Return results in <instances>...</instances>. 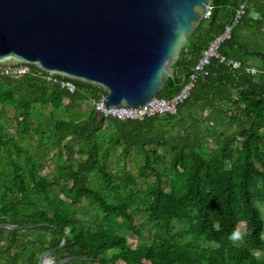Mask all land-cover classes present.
<instances>
[{"label":"trees","instance_id":"obj_1","mask_svg":"<svg viewBox=\"0 0 264 264\" xmlns=\"http://www.w3.org/2000/svg\"><path fill=\"white\" fill-rule=\"evenodd\" d=\"M243 4L221 47L241 68L213 60L176 115L106 118L96 86L0 76V225L23 227L0 228V264L48 250L84 258L64 264H264V0H212L159 97L180 93Z\"/></svg>","mask_w":264,"mask_h":264},{"label":"water","instance_id":"obj_2","mask_svg":"<svg viewBox=\"0 0 264 264\" xmlns=\"http://www.w3.org/2000/svg\"><path fill=\"white\" fill-rule=\"evenodd\" d=\"M212 0H0V73L17 65L100 88L107 110L159 97ZM0 228L20 230L19 225ZM30 228H33L31 226ZM64 238L58 248L66 245ZM46 251L41 264H64Z\"/></svg>","mask_w":264,"mask_h":264},{"label":"built area","instance_id":"obj_3","mask_svg":"<svg viewBox=\"0 0 264 264\" xmlns=\"http://www.w3.org/2000/svg\"><path fill=\"white\" fill-rule=\"evenodd\" d=\"M210 9H212L211 6ZM245 13H246V4H243L241 5L239 11L236 14L234 23L232 25L227 26L224 32L220 34L218 37H216L210 43L209 47L203 53L201 59L196 64L189 82L183 87L180 93H178L174 97L170 99L156 97L146 106L136 111L125 110L122 108L116 110H107L106 108H104V103L102 99L100 102H97L95 104L96 110L106 118L114 117L122 120H137V121H143L146 118H152L164 114L176 115L178 113L180 105L184 103L190 96L191 91L193 90L195 83L199 79V77L207 76L209 74L207 67L211 65L213 60L215 59L219 60L220 63L231 66L234 69L241 68L242 66L241 62L239 60L229 59L226 56H224L221 53V47L226 41L232 38V32L234 27L238 24L239 20L242 18V16L245 15ZM247 72L255 75L258 72V70L253 67L247 69ZM30 73H31V66L17 65L3 69L0 73V76H9V77L24 76V75H29ZM46 79L49 82L61 85L62 88L67 89L71 93H74L77 89L76 84L69 79L61 80L57 76H50V75H47Z\"/></svg>","mask_w":264,"mask_h":264},{"label":"clouds","instance_id":"obj_4","mask_svg":"<svg viewBox=\"0 0 264 264\" xmlns=\"http://www.w3.org/2000/svg\"><path fill=\"white\" fill-rule=\"evenodd\" d=\"M246 239V234L241 231L239 228L234 229L233 232L228 236V240L233 244V245H241L245 243Z\"/></svg>","mask_w":264,"mask_h":264},{"label":"rangeland","instance_id":"obj_5","mask_svg":"<svg viewBox=\"0 0 264 264\" xmlns=\"http://www.w3.org/2000/svg\"><path fill=\"white\" fill-rule=\"evenodd\" d=\"M87 105H88V107H91V106H92V104H90V103H88ZM50 167H52V165H50ZM52 168H53V167H52ZM52 168H51V169H52ZM49 171H50V169L47 170V172H49ZM260 208H261L262 214H263V216H264V207L260 205ZM146 236H147V235H146ZM137 242H138V240L130 238V243L136 245ZM257 255H258L260 258H261V257H264V252H258Z\"/></svg>","mask_w":264,"mask_h":264}]
</instances>
